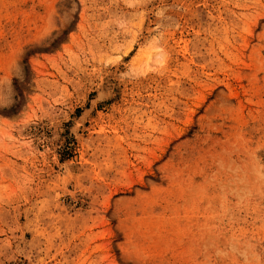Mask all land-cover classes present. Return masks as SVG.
I'll return each mask as SVG.
<instances>
[{
    "label": "rangeland",
    "instance_id": "1",
    "mask_svg": "<svg viewBox=\"0 0 264 264\" xmlns=\"http://www.w3.org/2000/svg\"><path fill=\"white\" fill-rule=\"evenodd\" d=\"M0 264H264V0H0Z\"/></svg>",
    "mask_w": 264,
    "mask_h": 264
}]
</instances>
